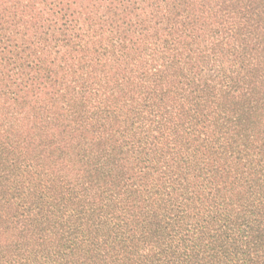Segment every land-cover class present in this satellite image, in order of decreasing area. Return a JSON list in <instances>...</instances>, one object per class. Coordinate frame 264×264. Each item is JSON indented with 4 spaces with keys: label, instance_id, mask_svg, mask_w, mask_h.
<instances>
[{
    "label": "trees",
    "instance_id": "obj_1",
    "mask_svg": "<svg viewBox=\"0 0 264 264\" xmlns=\"http://www.w3.org/2000/svg\"><path fill=\"white\" fill-rule=\"evenodd\" d=\"M0 264H264V0H0Z\"/></svg>",
    "mask_w": 264,
    "mask_h": 264
}]
</instances>
